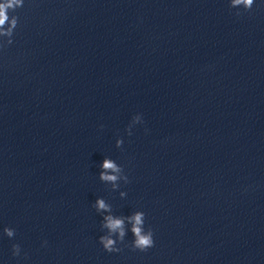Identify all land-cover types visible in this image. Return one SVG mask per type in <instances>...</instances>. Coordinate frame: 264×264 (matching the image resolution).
<instances>
[{
	"label": "clouds",
	"instance_id": "clouds-1",
	"mask_svg": "<svg viewBox=\"0 0 264 264\" xmlns=\"http://www.w3.org/2000/svg\"><path fill=\"white\" fill-rule=\"evenodd\" d=\"M23 3L24 0H3V2H0V36H12L13 30L17 26V17L13 16L10 19L9 11H15L16 8L22 7ZM253 5L254 0H230L231 8L242 7L244 10L248 11L252 9ZM239 14L240 13H237V15ZM8 42L11 43V39H9ZM141 122V115H135L132 118L131 124L126 129L128 134H132L131 129L133 125ZM122 144V139L116 140L117 147H121ZM101 167L100 179L104 182L111 183L114 189L119 186V180L124 179L126 183L128 182V177L121 175L123 171L122 168L113 160L106 158ZM120 195L124 196L125 193L121 192ZM95 208L98 212H111L110 205L106 204L104 199H97ZM125 220H128L132 225L130 231L134 237L131 242L133 250L145 252L154 246L155 241L152 229H145V213L143 211H136L129 217H116L113 215L104 217L102 226L108 230V234L100 236L99 243L105 251L109 253L121 251V248L117 247V241L123 242L127 234ZM3 232L8 238H13L15 236V230L11 227H4ZM12 252L14 256H19L21 252L20 246L18 244H13Z\"/></svg>",
	"mask_w": 264,
	"mask_h": 264
}]
</instances>
